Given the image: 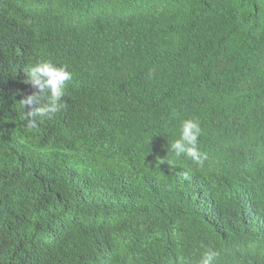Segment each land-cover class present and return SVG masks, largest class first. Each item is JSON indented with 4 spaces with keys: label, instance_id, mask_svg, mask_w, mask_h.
Masks as SVG:
<instances>
[{
    "label": "trees",
    "instance_id": "obj_1",
    "mask_svg": "<svg viewBox=\"0 0 264 264\" xmlns=\"http://www.w3.org/2000/svg\"><path fill=\"white\" fill-rule=\"evenodd\" d=\"M41 60L72 78L30 129L19 101ZM186 119L199 164L169 147ZM207 249L264 264V0H0V264Z\"/></svg>",
    "mask_w": 264,
    "mask_h": 264
},
{
    "label": "clouds",
    "instance_id": "obj_2",
    "mask_svg": "<svg viewBox=\"0 0 264 264\" xmlns=\"http://www.w3.org/2000/svg\"><path fill=\"white\" fill-rule=\"evenodd\" d=\"M72 78V73L67 66H56L49 60H41L28 67L25 72V83L30 84L35 91L26 95L19 101L22 119L25 126L36 128L40 119H51L55 114L65 108L63 97L66 82ZM199 122L186 119L181 123L179 138L174 140L169 147L176 157L186 155L196 163H202L206 154L198 148V138L201 135ZM157 163H170L164 158H157ZM218 253L207 249L199 264H214Z\"/></svg>",
    "mask_w": 264,
    "mask_h": 264
}]
</instances>
